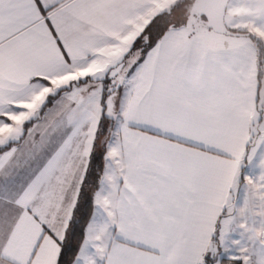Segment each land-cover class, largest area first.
<instances>
[{
	"label": "snow or ice",
	"instance_id": "1",
	"mask_svg": "<svg viewBox=\"0 0 264 264\" xmlns=\"http://www.w3.org/2000/svg\"><path fill=\"white\" fill-rule=\"evenodd\" d=\"M0 264H264V0H0Z\"/></svg>",
	"mask_w": 264,
	"mask_h": 264
}]
</instances>
